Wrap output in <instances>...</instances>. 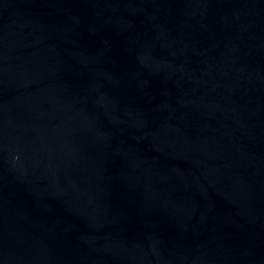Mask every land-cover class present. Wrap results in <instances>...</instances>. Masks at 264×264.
Masks as SVG:
<instances>
[{"label": "water", "instance_id": "1", "mask_svg": "<svg viewBox=\"0 0 264 264\" xmlns=\"http://www.w3.org/2000/svg\"><path fill=\"white\" fill-rule=\"evenodd\" d=\"M0 264H264V0H0Z\"/></svg>", "mask_w": 264, "mask_h": 264}]
</instances>
